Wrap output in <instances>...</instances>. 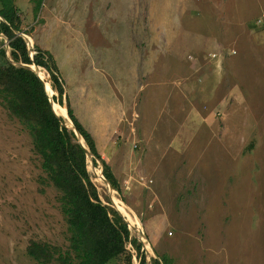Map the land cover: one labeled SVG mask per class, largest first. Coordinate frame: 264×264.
I'll return each instance as SVG.
<instances>
[{"label":"rangeland","instance_id":"1","mask_svg":"<svg viewBox=\"0 0 264 264\" xmlns=\"http://www.w3.org/2000/svg\"><path fill=\"white\" fill-rule=\"evenodd\" d=\"M15 4L30 50L52 49L73 114L94 130L148 264H264V0ZM32 147L0 103V264H42L31 240L68 248L59 192L39 181ZM87 162L113 206L102 167Z\"/></svg>","mask_w":264,"mask_h":264},{"label":"trees","instance_id":"2","mask_svg":"<svg viewBox=\"0 0 264 264\" xmlns=\"http://www.w3.org/2000/svg\"><path fill=\"white\" fill-rule=\"evenodd\" d=\"M31 1L35 13H38L43 0ZM0 3V34L6 37L8 45L6 48L4 39L0 38V103L29 133L32 149L40 157L45 174L39 177V181L58 190V201L69 232L67 249L31 240L28 254L42 264H53L54 261L59 264H116L121 259L132 264L133 249L140 264H148L142 242L132 235L123 216L111 205L108 197L105 199L108 203L101 200L88 170L87 155L73 129L66 125L64 117L55 114L37 74L23 65L34 62L47 70L52 88L57 93L52 98L66 104L67 114L94 155L95 166L98 165L96 159H100L104 164V176L115 190L121 192L120 183L98 152L94 137L73 114L54 54L34 43L32 59L25 39L17 33L28 34L23 12L15 0H0ZM128 244L131 249L127 248ZM171 262V258L163 254L152 256L149 264Z\"/></svg>","mask_w":264,"mask_h":264},{"label":"water","instance_id":"3","mask_svg":"<svg viewBox=\"0 0 264 264\" xmlns=\"http://www.w3.org/2000/svg\"><path fill=\"white\" fill-rule=\"evenodd\" d=\"M0 19H2V17L0 16ZM17 33L19 34V35H21L24 39H25V41H26V45H27V49L29 50V53H30V57L33 59V52L30 50V38L24 33V32H22V31H17ZM0 35H3V34H0ZM6 48H8V45H7V43H6ZM23 65H25V66H28L29 68H31L36 74H37V76L39 77V79L42 81V83L44 84V87H45V90H46V92H47V87H46V81L39 75V73H38V70H37V68L38 67H41V66H39V65H37L36 63H32V64H27V63H24ZM49 83H50V75H49V80L48 79H46ZM50 85H51V83H50ZM51 88H52V85H51ZM52 90H53V93L52 94H49L48 92H47V94L49 95V100H50V103L52 104V106H53V109H54V103H58V104H60L61 106H64L65 107V105L63 104V103H61L60 101L58 102V101H54V99L52 98V95L53 94H56L57 95V93L55 92L54 93V89L52 88ZM54 111H55V109H54ZM56 112V111H55ZM67 113H68V111H67ZM66 113V114H67ZM55 114H57V112L55 113ZM57 115H59V116H62V117H64V119H65V117L69 120V123L71 124V128L73 129V131H74V133L76 134V136H77V141L81 144V146L84 148V150H85V153H86V155H87V157H90L93 161H94V155H93V153L91 152V150L88 148V147H86V145H85V143H84V139H83V137H82V135L80 134V132L78 131V129L76 128V126L74 125V123H73V121L71 120V118L69 117V115L67 114L66 116H63V115H60V114H57ZM66 125H67V123H66ZM68 126V125H67ZM69 127V126H68ZM96 161L100 164V166L102 167V176H103V178L107 181V183H108V185H109V188L106 186V188H107V190L109 191V197H110V192H111V190L113 191H115V189L112 187V185L110 184V182L106 179V177L104 176V164H103V162L100 160V159H96ZM112 203H113V207L114 208H116L117 210H118V212L121 214V216H123V218L125 219V221L128 223V220L124 217V215L122 214V212L120 211V209L117 207V205H116V203H114L113 201H112ZM128 225H129V223H128Z\"/></svg>","mask_w":264,"mask_h":264},{"label":"bare ground","instance_id":"4","mask_svg":"<svg viewBox=\"0 0 264 264\" xmlns=\"http://www.w3.org/2000/svg\"><path fill=\"white\" fill-rule=\"evenodd\" d=\"M31 42V41H30ZM37 69H39L40 70V68L38 67ZM43 71V70H42ZM45 72V71H44ZM50 84V83H49ZM47 92L49 93V94H51V92L49 91V90H47ZM54 107L56 108V110L57 111H61L62 112V114H64L65 116L67 115L66 113H67V110H66V108H62L61 106H58L59 104L58 103H54ZM96 172H95V174H96V178H97V181H99L100 183H103L105 186H107L108 188H109V185H108V183H107V181L103 178V176H102V173H101V171L97 168L96 170H95ZM111 195L113 196V197H111L112 199V201L114 202V203H116V205H117V207L120 209V211L122 212V214L124 215V216H128V223H129V225L131 224V226L134 228L135 227V229L137 230L136 232H137V235L141 238V239H143V241H145V243H147L146 242V237H145V234L143 233V232H141V230H140V228H141V225H140V223H139V220L138 219H136V218H134L131 214H132V212H130V210H129V208L127 207V205L120 199V198H118L116 195H115V193H114V190L112 191L111 190ZM130 213V215H129V213ZM133 230V229H132ZM147 248L149 249V246H148V243H147Z\"/></svg>","mask_w":264,"mask_h":264},{"label":"crops","instance_id":"5","mask_svg":"<svg viewBox=\"0 0 264 264\" xmlns=\"http://www.w3.org/2000/svg\"><path fill=\"white\" fill-rule=\"evenodd\" d=\"M41 46V45H40ZM42 47V46H41ZM76 47H77V45H76ZM44 48V47H43ZM45 49H48V48H45ZM52 53H53V51H52V49H49ZM54 54V53H53ZM55 56V55H54ZM56 58V57H55ZM59 65V64H58ZM87 129L89 130V132L92 134V136L94 137V136H96L95 135V132H94V130L91 128V127H87ZM94 139H95V142L97 143V141H98V139L96 140V138L94 137ZM97 146V145H96Z\"/></svg>","mask_w":264,"mask_h":264}]
</instances>
